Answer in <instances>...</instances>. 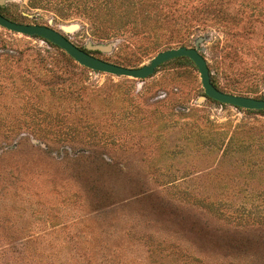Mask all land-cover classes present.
<instances>
[{
    "label": "rangeland",
    "instance_id": "obj_1",
    "mask_svg": "<svg viewBox=\"0 0 264 264\" xmlns=\"http://www.w3.org/2000/svg\"><path fill=\"white\" fill-rule=\"evenodd\" d=\"M0 12L111 62L158 52L101 38L73 0H5ZM200 36L223 85L220 71L238 64L235 51L250 60L264 27L237 26L231 47L212 29L184 44ZM76 247L114 250L123 264H264V112L205 97L190 59L117 76L0 26V264H77Z\"/></svg>",
    "mask_w": 264,
    "mask_h": 264
},
{
    "label": "trees",
    "instance_id": "obj_2",
    "mask_svg": "<svg viewBox=\"0 0 264 264\" xmlns=\"http://www.w3.org/2000/svg\"><path fill=\"white\" fill-rule=\"evenodd\" d=\"M73 1L78 8L90 13L94 28L103 33L101 38H117L118 47L133 45L148 54L185 45L184 40L198 30L212 29L221 32L225 36L223 46L231 47L229 45L230 36L237 26L240 25V29L264 27V0H241L235 11L230 8L231 0ZM216 5L218 8L212 10V6ZM249 54L251 58L246 60L241 53L238 54V51H235L236 56H232V59L238 57V64L234 66L235 64L231 63L229 68L220 71L228 79L223 85L219 83V71L215 75L210 70L213 83L224 91L244 95L253 90L239 86L241 82L251 81L255 87L264 86V37L261 43L251 47ZM127 61H129L127 58L117 55L112 62L125 66H138L137 64L131 65ZM258 98H264V95ZM247 110L264 112V109ZM75 249L78 254L77 264L124 263L117 260L115 255L118 252L113 249H111L113 251L107 248H99L96 251L95 247L82 249L76 247ZM101 251H103L102 254H100ZM185 256L190 257V255Z\"/></svg>",
    "mask_w": 264,
    "mask_h": 264
},
{
    "label": "water",
    "instance_id": "obj_3",
    "mask_svg": "<svg viewBox=\"0 0 264 264\" xmlns=\"http://www.w3.org/2000/svg\"><path fill=\"white\" fill-rule=\"evenodd\" d=\"M4 1L0 0V3ZM0 26L13 32L43 38L59 46L79 64L96 72H106L117 76L137 79L147 78L152 76L163 63L178 57H188L199 70L205 97H209L222 104H229L243 109H264V98L227 92L218 88L213 83L210 67L205 55L202 53L203 48L201 44L204 41V37L202 36L197 38L195 46L182 45L166 48L157 52L147 63L136 67H129L93 55L86 49L77 46L64 33L49 25L17 22L0 12ZM75 28L76 26L73 24L63 27L66 32H70ZM113 44L114 42L107 46L89 45L88 47L91 49H109Z\"/></svg>",
    "mask_w": 264,
    "mask_h": 264
}]
</instances>
